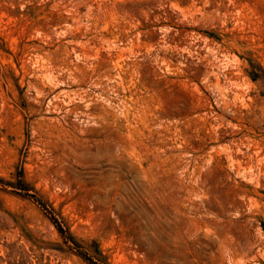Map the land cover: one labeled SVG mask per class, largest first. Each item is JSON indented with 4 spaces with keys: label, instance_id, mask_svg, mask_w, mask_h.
I'll return each mask as SVG.
<instances>
[{
    "label": "rangeland",
    "instance_id": "1",
    "mask_svg": "<svg viewBox=\"0 0 264 264\" xmlns=\"http://www.w3.org/2000/svg\"><path fill=\"white\" fill-rule=\"evenodd\" d=\"M0 264H264V0H0Z\"/></svg>",
    "mask_w": 264,
    "mask_h": 264
}]
</instances>
